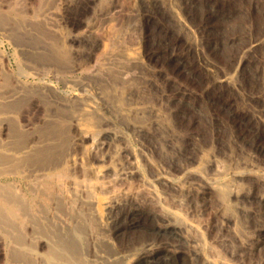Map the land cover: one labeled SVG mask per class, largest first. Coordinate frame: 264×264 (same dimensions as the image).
<instances>
[{
  "label": "bare ground",
  "instance_id": "6f19581e",
  "mask_svg": "<svg viewBox=\"0 0 264 264\" xmlns=\"http://www.w3.org/2000/svg\"><path fill=\"white\" fill-rule=\"evenodd\" d=\"M56 1L39 0L38 7H34V10L32 8V12H25L24 8H20L16 4L9 5L5 11L2 8V11L0 10V28L6 32L7 36L17 46L15 47L18 54L17 72L10 73L4 78V84L9 86L10 91L1 92L0 89V135L1 132L3 135L5 134V128L7 132L5 139L1 140L2 137L0 136V236L5 237L11 243V246H7L10 248L6 252L10 254L9 257L12 262L14 261L17 264H174L177 258V264H179L180 258L188 255V253H184L183 256V251L187 250V252L194 253L195 257L204 258L206 263L225 264L221 257L220 260H217L213 256L203 253L201 244L204 236L198 232L197 227L191 223L179 225V222H175L176 219H173L170 211L163 213L164 218L161 215L164 220L161 219L163 225L154 226L157 233L160 235L168 233L173 238L177 237L179 240H184L190 249L172 250L169 248L173 245L168 248H159V246L155 247L148 243L138 252L131 253V251L130 253H122V255H119L117 251V254L113 253L112 244L123 230H133L135 232V229H139L142 220H151L150 217L153 216L148 212L145 213L141 207L142 204H137L138 202L131 204V206L128 205L130 207L127 210H122L126 204L124 203L125 200L123 202V197H118L119 195L97 199L98 197L91 194L87 200L83 198L87 202L81 201L80 198L83 195L79 199L76 197L75 186H80L78 181L80 173L77 176V182L79 183L77 184L74 171L78 170L77 166L80 164L76 161H70V147H72L70 142H73L72 144H76V146L77 144L82 146L84 142L90 141L98 152L102 153V150H107L106 153L102 154L96 151L95 156L100 155L95 158L97 164L113 162L117 165L116 167L109 165L103 170H99L102 169L101 166H97L99 168L97 169L96 166L84 167L81 164L82 166L79 167H82V178L80 179L83 180H81L82 186L80 187L86 189L84 191L80 189L84 192L83 194L86 191H88V194L92 193L96 188L95 181L100 178H108L110 182L113 180L119 183L130 180L146 186L145 188L149 194L147 199L152 204L155 203V206L157 204L158 209H160L158 199L162 194H164L162 195L164 196L163 199L168 200L170 204L176 207L178 205L193 207L194 205L193 210L194 208L195 210H192L190 216L199 215L202 210L212 211L214 205L211 203V196H214L216 199L215 208H218V210L225 208L224 213L221 211L223 213L221 215L226 217V227L224 226L225 223L223 224L226 230L223 233H232V240L229 237L227 238V234L221 232L223 235L221 233L216 235L212 234V231L211 234L208 232V239H211L210 243H214L215 247H221L233 260L245 262L246 264H264V253L262 256L260 255L261 257H257L264 251V172L257 166L259 164L255 162L256 157L254 158V155L257 156V160L258 156L264 158V148L259 142V128L261 126L264 128V59L261 62L258 57H256L257 60L254 59V54L264 51V28H261L262 31L255 33V35L251 33L252 31H248L249 35H252L238 49V55L231 65L229 64V70L219 72V69L211 60V56L207 54L206 46L208 45L207 47L213 49L216 54L223 50L220 46L218 47V41L216 40L218 38H215L216 24H213V22L216 21L217 17L222 20V17H226L225 15L228 13L226 14L224 11L225 14H219V10L217 11L210 2H206L207 20L203 27L206 36L203 38V36L199 37L197 30L187 21L185 14L181 13V5H187L186 7L189 9L195 6L194 9L196 10L197 6L203 3L202 0H199L200 2H197L198 0H83L86 4L84 7L88 10L85 13L86 16L90 13L89 8L96 3L91 18L95 17L98 28H95L96 26L94 27L92 23L89 24L91 19L90 21L86 19L85 30L77 33V35L67 37L56 34L58 31H54V33L49 26L48 20H53L51 16L55 14L54 10L57 9V7L52 8L50 4ZM66 1H70L68 4L70 7L73 5L72 3L77 2V0ZM259 1L257 2L259 3ZM140 4L146 5L145 12L147 14L140 12V9H138L142 7H140ZM257 4L253 3L252 8L260 12L261 9H258ZM150 5L166 13L171 23L170 26L172 25V31L176 32L177 30L176 33L180 35L185 43L184 50L188 54L191 52L198 56L203 72L208 74L207 77L211 79L210 86L213 84V86L227 87L231 92L230 96L233 98H231V103L236 106L237 110H235L237 113L240 111L241 115L233 112L228 105L224 106L223 104L216 108L215 100L208 95L209 93H206L209 91L208 88V91L203 90L206 92H202L200 93L202 95L196 97L192 95L193 93L185 92L184 87L177 89L179 83L176 85L168 78V74L166 75L168 71L166 72L164 67L170 62H175L184 68L187 65V59L183 58L184 54V56L176 55L173 51L174 46L170 49H163L162 47L157 51L156 49L151 50V52L148 51L146 55L149 61L159 65V68L160 65L163 66V68L161 67L162 71L159 68H156L159 70H155L154 66H151L154 70H151L152 75L149 74L148 70L150 69L147 68L142 53L134 47L135 43L133 44V42L135 41L132 42V40L136 38L133 29L135 30L137 27L135 25L139 17L142 21L145 20L148 25L152 23V12L148 10ZM54 6H57V4ZM216 6L218 7V5ZM52 9H54V12L51 11ZM242 11L245 10L242 9ZM114 15H117V18L127 15L128 17L125 18V16L124 18L128 20L123 21V18L122 22L118 23L117 21L122 17L116 20ZM174 27L175 29H173ZM155 30L159 31L160 29L156 26ZM238 30L240 29L238 28ZM245 34L243 35L245 36ZM219 38H222V36ZM233 39L236 40V37ZM225 40L228 39L225 38ZM80 41L83 47L77 45ZM154 43L156 42L154 41ZM230 43L235 42L231 39ZM225 47L223 48L226 49ZM259 62L260 64L263 63L260 71ZM252 65H255L258 75L257 73L252 74H255V77L258 76L261 83L257 82L256 79L255 81L263 87L262 92H260L261 89L259 92L252 93L243 91L241 82H243L245 70L250 71V66L253 69ZM180 66L177 67L180 68ZM44 74L53 75L55 81H61L60 83H63L65 87L70 85L75 92H59L60 90H56V87L53 88L51 82L41 81ZM26 77L34 78L36 81L27 82ZM175 85L176 89L173 90ZM254 85L256 86V84ZM153 88L157 92H155V95H150ZM32 106L36 108L39 106L41 114L38 116L37 112L36 117H33L36 123L32 124V128L31 124L26 125L28 129L32 130L31 134H28L18 124L17 116L19 117L22 112H27L28 109L29 114ZM186 107L189 111L191 110L200 116V119L201 117L205 118L206 122H204L211 127L209 128L213 141L214 139L219 140L221 131L225 132L224 129H227L220 120V114L229 116L231 123L234 121L233 119L238 121L239 123L236 122V125L240 127L243 125L247 129L245 132L249 135L251 133L253 138L247 140L250 139L251 135L249 136L245 132L235 136L234 132L231 131V127V130H226V135L229 137V142L231 141L229 147L235 151L234 154L225 155L223 153L224 156L220 157V155L218 156L220 152L217 154L218 151H211V149L205 147L206 149L201 151L194 159L192 158L189 164L186 162V167L182 168L180 164L182 169L179 172V177L176 176L177 174L155 167L157 170L152 176L150 175L151 178H145L141 174L142 163L154 165V162L147 152L136 154L131 151L132 139L140 134L150 136L152 141L154 140L158 144V149L160 147L164 151L163 155L170 157L172 153L177 152L179 144L177 126L172 122L174 119L188 121L189 114ZM32 110L35 111L36 109L33 108ZM226 111L231 113L228 112V114ZM35 113L33 112V114ZM31 116L27 115L26 117L30 119L28 117ZM200 119L197 118L196 121L191 122L194 129L200 123ZM228 127H230L229 123ZM72 130L76 132L77 136L73 134L76 138L72 135L70 137ZM247 135L249 137L246 140L251 145L250 150L254 154L251 153L250 156L241 150ZM195 137L193 132L186 138L190 142ZM140 138L142 137L140 136ZM114 142L119 144V147L117 145L116 148L123 157L122 161H114L112 159L114 156L109 152L110 149L115 148ZM229 142H227V145ZM164 149H167V151ZM170 152H172L171 155ZM235 153L238 156L234 157ZM168 157L165 158L168 159ZM173 158L177 161L176 157ZM75 160L77 159L75 158ZM80 163H83V161ZM70 165L77 170H72L69 167ZM155 185L160 190L159 192L158 189L155 190ZM71 188H75L74 191H71ZM179 190L185 193L182 197L175 194ZM182 192L179 191L180 194ZM84 197L86 198V196ZM131 201L133 202V200ZM215 208L213 212L217 211ZM121 210L122 212H120ZM162 211L164 210L162 209ZM160 212L158 211L159 215ZM182 221L181 223H185V221ZM222 221L219 224L224 222ZM159 223L161 222L159 221ZM29 229L31 235L28 233ZM27 234H29V238ZM232 236L236 237V243H234ZM43 239H46L47 249L43 257L39 256L40 259H38L31 251L33 245H35L34 242H41ZM27 240L31 241L28 246ZM214 244H211V246ZM217 253H214L215 256H218ZM219 254H222V252ZM251 254L257 255L258 262L249 260ZM7 260V262L10 261L8 258Z\"/></svg>",
  "mask_w": 264,
  "mask_h": 264
},
{
  "label": "rangeland",
  "instance_id": "374dc122",
  "mask_svg": "<svg viewBox=\"0 0 264 264\" xmlns=\"http://www.w3.org/2000/svg\"><path fill=\"white\" fill-rule=\"evenodd\" d=\"M11 1V2H10ZM32 1V2H31ZM39 0H0V10H1V8H2V10L3 11H5L6 9H7V7L10 5H17L18 7L20 6V8H24L25 10V12L27 11V12H32L35 8H37L38 7V5H39V2H38ZM58 1V2H57ZM55 3L54 2H52L50 5H52V8H56L57 7V9H52L51 11H53L55 14H53L51 17H52V19L53 20H48V22L50 23V28L52 29V31L54 32V31H58V32H56V34H61V35H64V36H74V35H77V33H79V32H82L83 30H85L86 29V26L85 25H87L86 23H87V21H86V19L87 20H89L90 21V19H91V22L89 23L90 25H91V23H92V25L94 24V27L95 28H98V24L96 25V21L97 20H95V17L93 16L92 18H91V13H92V10H93V8L95 7V5H96V3H95V5H93L92 7H91V5H90V7L92 8H89V14L86 16L85 15V13H86V11H88L87 9H86V7H84V6H86V4L84 3V1L83 0H77V2H74V3H72L73 5L70 7V6H68V4H69V2H67L66 0H57ZM184 1V0H183ZM182 1V2H183ZM195 1V0H194ZM197 1V0H196ZM226 1V2H225ZM230 1V2H229ZM253 1V2H252ZM258 0H202L201 2H203L201 5H198L197 6V8H196V10L194 9V7L195 6H193V7H191L190 9L188 8V7H186L187 5H181L182 7H181V13L185 16V18L186 19H188L187 21L193 26V28H195V30H197V32H198V35H199V37L201 36H203V38H205V30L203 29V27H204V24H205V22H206V20H207V14H206V12L208 11V9H207V6H206V2H210L212 5H213V7L214 8H216V10L219 12V14H221V13H224L225 14V12H226V14L227 15H225L226 17H222V20H221V18H218L217 17V19H216V21H214L213 22V24H216L215 25V38H218V39H216L218 42V47L220 46L223 50H221V48H220V50H221V52L219 53V54H216L214 51H213V49L211 50L209 47H207L206 46V50H207V54H209V56H211V60L213 61V63L217 66V68L219 69H217L219 72H222V71H227V70H229V68H230V65H231V63H232V61L237 57V55H238V52H239V50L238 49H240V47L246 42V40L248 39V37L249 36H251L252 34H254L255 35V33H258L259 31H262V29L264 28V0H260L259 1V3L257 2ZM63 2V3H62ZM197 2H200L199 0L197 1ZM243 2V3H242ZM250 2H252V3H250ZM5 3H7V4H5ZM22 3V4H21ZM237 3H239V4H237ZM253 3H255V4H257V7H259L258 9H261L260 10V12H257V11H255L254 9L255 8H252L254 5H253ZM22 5V7H21V5ZM57 4V6H54V5H56ZM204 4V5H203ZM23 5H25V6H23ZM50 5H49V7H50ZM216 5H218V7H219V9H218V7L216 6ZM223 5V7H221ZM263 5V6H262ZM32 6V7H31ZM138 6H139V4H138ZM142 6V7H141ZM156 6V5H155ZM184 6V7H183ZM250 6V7H249ZM29 7V8H28ZM35 7V8H34ZM68 7V8H67ZM79 7V8H78ZM80 7H82V8H80ZM140 7L142 8H138V9H140V12L142 13V14H147V12H145L146 11V5H141L140 4ZM153 7V8H152ZM201 7H202V9H201ZM243 7V8H242ZM260 7H262V8H260ZM27 8V9H26ZM32 8H33V10H32ZM60 8V9H59ZM73 8V10H71ZM78 8V9H77ZM185 8V9H184ZM188 8V9H187ZM244 9L245 11L243 12L242 11V9ZM63 9V10H62ZM153 9V10H152ZM192 9V10H191ZM206 9V10H205ZM221 9V10H220ZM235 9V10H234ZM1 10V11H2ZM32 10V11H31ZM77 12H76V11ZM148 10H151V15H152V18H151V22L152 23H150V25H148L146 22H145V20H143L142 21V19H141V17H139V20L137 21V23H136V25H135V27L138 29H136L135 28V30L133 29V32H134V36L136 37L135 38V40L133 39L132 40V42L133 41H135V42H133V44L135 43V46L134 47H136V48H138L139 49V51H140V53H142L141 55L143 56V58H144V61H145V64L148 66L147 68H149L150 70H148L149 71V74H151L152 72H151V70H161L162 71V68H163V66H161L160 65V68H159V65H157V64H154L152 61L150 62L149 61V59H148V56L146 55L147 53H148V51L149 52H151V50L153 51V50H155L156 49V51L157 50H159V49H162V47H163V49H170L171 47H173L174 49H173V51H174V53H176V55H182V56H184L183 58H185V59H187L186 61H187V65H185V67L183 68V67H181L180 66V64H178V63H175V62H170L171 63V65H169V64H167L165 67H164V69H165V71L167 72L166 73V75L168 76V78L169 79H171L176 85H177V89H180L181 87L183 88V90L185 91V92H188V93H190V94H192L194 97H196V96H199V95H202V94H200V93H202V92H206V91H208V89H209V91L208 92H206L211 98H213V100H215L214 102H215V107L216 108H218V106H220V105H223L224 104V106L226 105H228L229 107H230V109L231 110H233V112H236L237 113V109H236V106L235 105H233L231 102H232V96H230L231 95V92L228 90V88L226 87L225 88V86H213V84L210 86V84H211V79L209 78V77H207V76H209L208 74H206V73H204L203 72V70H202V68H201V66H200V62H199V59H198V56L195 54V53H191V52H189V54H188V52H186L184 49H185V43H184V41L182 40V38L180 37V35H178L176 32H177V30H176V32L173 30L172 31V25L170 26V21L168 20V16L166 15V13L163 11L162 12V10L161 9H157L156 7H154V6H151L150 5V9L148 8ZM161 10V11H160ZM184 10V11H183ZM188 12H187V11ZM194 10V11H193ZM203 10V11H202ZM223 10V11H222ZM263 10V11H262ZM84 11V12H83ZM154 11V12H153ZM158 11V12H157ZM225 11V12H224ZM238 11V12H237ZM262 11V12H261ZM52 12V13H53ZM73 12V13H72ZM82 12V13H81ZM156 12V13H155ZM183 12H185V13H183ZM187 12V13H186ZM191 12H193V13H191ZM231 12V13H230ZM242 14H241V13ZM76 13V14H75ZM155 13V14H154ZM244 13V14H243ZM258 13H260V14H258ZM69 14V15H68ZM142 14H140L141 16H142ZM162 14V15H161ZM164 14V15H163ZM188 14H189V16H188ZM263 14V15H262ZM55 15H56V17H55ZM75 15V16H74ZM166 15V17H164ZM61 16V17H60ZM115 16V15H114ZM117 16V15H116ZM115 16V19L117 20V19H119V18H121V19H119L117 22L118 23H120V22H122V20H123V18L125 17V18H127L128 16L127 15H124V16H119V18H117ZM244 16V17H243ZM90 17V18H89ZM220 17V16H219ZM231 17V18H230ZM262 17H263V19H262ZM124 18V20L123 21H125L126 19ZM167 18V19H166ZM223 18H224V20H223ZM229 18V19H228ZM226 19H228V20H226ZM93 20V21H92ZM128 20V19H127ZM126 20V21H127ZM88 21V22H89ZM155 21V22H154ZM220 21V22H219ZM53 22V23H52ZM94 22V23H93ZM223 22H224V24H223ZM52 23V24H51ZM139 24V25H138ZM144 24V25H143ZM158 24V25H157ZM233 24V25H232ZM249 24V25H248ZM224 25V26H223ZM227 25H229V26H227ZM243 25V26H242ZM59 26V27H58ZM138 26H140L139 28H138ZM145 26V27H144ZM156 26H158L159 27V29L162 31H156L155 30V28H156ZM202 26V27H201ZM214 26V25H213ZM222 26V27H221ZM235 26V27H234ZM240 26V27H239ZM252 28H251V27ZM255 26V27H254ZM93 27V28H94ZM234 27V28H233ZM244 27V28H243ZM249 27H250V29H249ZM259 27V28H258ZM101 28V27H100ZM154 28V29H153ZM230 28V29H229ZM238 28L240 29V30H238ZM262 28V29H261ZM55 29V30H54ZM80 29V30H79ZM169 29V30H168ZM173 29H175V27L173 28ZM233 29V30H232ZM249 29V30H248ZM147 30V31H146ZM151 30V31H150ZM217 30V31H216ZM244 30H245V33L247 34H245L244 33ZM254 30H256L255 32H254ZM3 31V32H2ZM224 31V32H223ZM240 31H241V33H240ZM248 31H252L251 33V35H249L250 33H248ZM67 32V33H66ZM169 32V33H168ZM55 33V32H54ZM156 33V34H155ZM164 33H165V35H164ZM238 33V34H237ZM240 33V34H239ZM152 34V35H151ZM163 34V35H162ZM218 34V35H217ZM243 34H245V36L243 35ZM150 35V36H149ZM227 37H226V36ZM157 36V37H156ZM173 36V37H172ZM222 36V38H219V37H221ZM231 36H232V38H231ZM242 36V37H241ZM244 36V37H243ZM139 37H141V38H139ZM150 37H151V41H150ZM166 37V38H165ZM234 37H236V40L235 39H233ZM239 39H238V38ZM139 38V39H138ZM144 38V39H143ZM174 38V39H173ZM224 38V39H223ZM225 38L226 39H228V40H225ZM223 41H222V40ZM234 40V42L235 43H230V40ZM162 40H163V43H162ZM177 40V41H176ZM221 40V41H220ZM245 40V41H244ZM68 41V40H67ZM153 41V42H152ZM154 41L156 42V43H154ZM174 41H176V42H174ZM219 41H220V43H219ZM69 42V41H68ZM140 42V43H139ZM149 42H151V43H149ZM222 42V43H221ZM12 43V44H11ZM81 43V41L79 42V44H77L78 46L80 45V46H82V43ZM140 44L141 45V47H140V45H138V44ZM154 43V44H153ZM169 43V44H168ZM226 43H227V46H226ZM229 43V44H228ZM151 44H153V45H151ZM208 44V43H207ZM233 44V45H232ZM145 45V46H144ZM151 45V46H150ZM170 45V46H169ZM226 47H225V46ZM230 45V46H229ZM239 47H238V46ZM13 46H14V48H13ZM16 45L13 43V41H12V39H10L9 38V36H7V34H6V32H4V30L3 29H1L0 28V73L2 72V74H0V89H1V92H9L10 90V88H8L9 86H5V81H4V78L6 77V76H8L10 73L12 74H14V72L16 73L17 72V65H16V63L18 62V54H17V50H16V47H15ZM154 46V47H153ZM158 46V47H157ZM83 47V46H82ZM223 47H225L226 49H224ZM154 48V49H153ZM144 49V50H143ZM238 50V51H237ZM235 51V52H234ZM183 52V53H182ZM179 53V54H178ZM182 53V54H181ZM184 54V55H183ZM187 54V55H186ZM259 56H258V55ZM195 55H196V57H195ZM217 55V56H216ZM261 55V56H260ZM13 57V58H12ZM167 57V56H166ZM253 57V56H252ZM256 57H258L259 58V60H260V62H261V60H263L264 59V51H262V52H258V53H256V55L254 54V59H256L257 60V58ZM260 57H261V59H260ZM263 57V58H262ZM194 58V59H193ZM215 58V59H214ZM253 59V58H252ZM196 60H198V61H196ZM215 60V61H214ZM227 60V61H226ZM189 61V62H188ZM192 64H191V63ZM196 62V63H195ZM258 62V61H257ZM260 62H259V64H258V66H259V71H260V69H261V67H262V65L261 64H263V63H261L260 64ZM151 63V64H150ZM230 64V65H229ZM251 64H252V62H251ZM251 64H249V65H251ZM183 65V64H182ZM261 65V66H260ZM154 68H152V67ZM158 66V67H157ZM175 66V67H174ZM177 66H180V68L179 67H177ZM196 67V68H194L193 69V67ZM224 66V67H223ZM257 66V65H256ZM162 67V68H161ZM177 67V68H176ZM200 67V68H199ZM252 67H254L253 69L251 68V66H250V71L249 70H245L244 72H245V74H244V78L242 79L243 80V82H245V83H243V82H241V84H242V87H243V91L244 92H246V93H252V92H259L260 91V89H261V91L260 92H262L263 91V87L262 86H260V80L258 79V73L256 72V67H255V65H252ZM2 68V69H1ZM156 68H159V69H156ZM198 68V69H197ZM4 69V70H3ZM177 69V70H176ZM181 69V70H180ZM201 69V70H200ZM201 72H200V71ZM221 70V71H220ZM255 70V71H254ZM192 71H193V73H192ZM178 72V73H177ZM189 74H188V73ZM195 72V73H194ZM243 72V73H244ZM4 73V74H3ZM172 73V74H171ZM197 73H198V75H197ZM247 73V74H246ZM251 73V74H250ZM252 73H257V75H256V77H255V74H252ZM174 74V75H173ZM188 74V75H187ZM205 74V75H204ZM1 75H2V77H1ZM3 75H4V77H3ZM45 75V76H44ZM43 75V77H41V81H45V82H51L50 84L53 86V88L54 87H56L55 89L56 90H60L59 92H75V90H73L72 88H71V86L69 85V86H67V87H65L64 86V84L63 83H60L61 81H59V80H56L55 81V79H54V77H53V75L51 76L50 74H44ZM152 75V74H151ZM169 75H171V76H169ZM194 77H193V76ZM246 75V76H245ZM250 75H252V76H250ZM176 76V77H175ZM185 76V77H184ZM196 76V77H195ZM205 76V77H204ZM254 76V77H253ZM173 77V78H172ZM185 78H187L186 80H185ZM191 78H192V80H191ZM195 78V79H194ZM206 78V79H205ZM246 78V79H245ZM3 79V80H2ZM175 79V80H174ZM203 81H202V80ZM208 79V80H207ZM255 79L257 80V82H260V83H257L256 81H255ZM25 80L27 81V82H35L36 81V79H34V78H25ZM24 79H23V81L24 82H26ZM180 80V81H179ZM196 80H198V81H196ZM210 80V81H209ZM259 80V81H258ZM37 81H39L38 79H37ZM176 81V82H175ZM205 81V82H204ZM2 82V83H1ZM181 82V83H180ZM184 83V84H183ZM186 83V84H185ZM202 83H204V84H202ZM210 83V84H209ZM72 84V83H71ZM182 84V85H181ZM201 84H202V86H201ZM208 84V85H207ZM254 84H256V86L254 85ZM1 85H3V86H1ZM176 85L175 86H173L172 88H173V90H175L176 88ZM184 85V86H183ZM180 86V87H179ZM257 86H258V88H257ZM197 87V88H196ZM206 87V88H205ZM181 88V89H182ZM208 88V89H207ZM213 88V89H212ZM5 89V90H4ZM69 89V90H68ZM215 89V90H214ZM221 89V90H220ZM62 90V91H61ZM187 90V91H186ZM202 90V91H201ZM203 90H206V91H203ZM217 90H218V92H217ZM251 90V91H250ZM137 91V90H136ZM12 92V91H11ZM138 92V91H137ZM153 92V93H152ZM152 92H150L151 94L150 95H155V92H157L156 91V89L155 88H153L152 89ZM214 92V94H212ZM229 92V93H228ZM134 93V95H136L135 94V92H133ZM226 93H228V94H226ZM213 95H215V96H213ZM219 95V96H218ZM234 96V95H233ZM230 97V98H229ZM232 98V99H231ZM225 102H224V101ZM230 102V103H229ZM227 103V104H226ZM218 104V105H217ZM233 105V106H232ZM33 107V106H32ZM30 108V113L28 114V112H29V109H28V111L27 112H22V114H20L19 115V117L17 116V120H18V124L20 125V127L23 129V130H26L27 131V133L28 134H31L30 132L32 131L31 129H28L27 127L28 126H26L27 124H31V128H32V124L33 123H36V121H34L33 119H35V118H33V117H36V115H37V112H38V116L41 114V108L38 106L37 108L36 107H33V108H35L36 110L34 111V110H32L33 108ZM232 107H233V109H232ZM236 109V110H235ZM240 109V108H239ZM38 110V111H37ZM186 110L188 111V114H189V119H188V121L187 120H184V121H182V120H178V119H172L173 120V122H172V120H171V122L175 125V126H177V140H178V142H179V144H178V142H177V144H178V146H177V152L176 153H172V152H170L169 154L171 155V153H172V158H170V157H168L167 155L165 156V155H163L164 154V151H162L161 149H160V147H159V149H158V144H156V142L153 140L152 141V137L150 138V136H146V135H144V134H140V135H138L137 137H134L135 138V140H133L132 139V141H131V146H132V149H131V151L133 152V153H136V154H138L139 152H141V153H145V152H147V154L148 155H150V157H152V159H153V162H154V165H150V164H144V162L142 163V167H141V174L146 178L147 177V179H149V177L151 178V176H152V174L154 173V172H156V168H161V169H164V170H166V171H169V172H171L172 174H177L176 176L177 177H179L180 176V174H179V172H180V170L182 169V168H184V167H186V165L187 164H189V162L192 160V158L194 159L198 154H200V152L201 151H203L204 149H211V151L213 150V151H218V152H216L217 154L220 152H222L221 154L219 153L218 154V156L220 155V157H222V156H224V154L225 155H231L232 153L234 154V150L233 149H231L229 146H231L230 145V143H231V141L229 142V137H228V135H226V130L228 129V130H231V127H232V130L231 131H233L234 133V135L236 136V135H241L243 132H245L247 129H245V127L242 125L241 127L240 126H238V125H236V122L237 123H239L238 121H235V119H233L232 121V123H231V121H230V117L229 116H227L226 114H220V120L222 121V123L225 125V127L227 128L226 130L224 129V131L225 132H222L221 131V133H220V135H219V140L217 139V140H215L214 139V141L212 140V137H211V133H210V126H208V124H206L205 122H206V120H205V118L204 117H201V119H200V116H198L197 114H195V113H193L191 110L189 111V109L186 107ZM235 110V111H234ZM212 111V110H211ZM215 111V110H214ZM33 112L35 113V114H33ZM227 113L229 112V111H226ZM190 113H191V115H190ZM229 113H231V112H229ZM228 113V114H229ZM241 112L240 111H238V113L237 114H240ZM26 114V116L28 115V116H30V115H32L31 117H32V119H31V117H28V118H30V119H27V117L26 116H24ZM195 114V115H194ZM34 115V116H33ZM241 115V114H240ZM22 116V117H21ZM191 116V117H190ZM24 117H26V118H24ZM195 117V118H194ZM197 118H199L200 119V123L196 126V128L194 129L192 126H191V122L192 121H194L195 119H197ZM192 119V120H191ZM203 119V120H202ZM20 120V121H19ZM32 120V121H31ZM176 120V121H175ZM26 121V122H25ZM31 121V122H30ZM196 121V120H195ZM202 121H203V123L205 124H203L202 123ZM205 121V122H204ZM22 122V123H21ZM24 122V123H23ZM29 122V123H28ZM181 122V123H180ZM189 122V123H188ZM230 124V127H228V123ZM184 125H183V124ZM105 124V123H104ZM103 124V125H104ZM202 126V127H201ZM5 127V126H4ZM201 127V128H200ZM205 127V128H204ZM210 127V128H209ZM230 128V129H229ZM263 127L261 126L260 128H259V136H260V143L263 145V148H264V128L262 129ZM202 129V130H201ZM208 129V130H207ZM245 129V130H244ZM206 130V131H205ZM227 130V131H228ZM4 133L6 134L7 132H6V128L4 129ZM25 131V132H26ZM73 132H74V130H72ZM71 131V134H70V137H71V135H72V137H75V135L77 136V134H75L76 132H72ZM187 131V132H186ZM237 131V132H236ZM194 132V134H195V138H193L190 142L189 141H187V136L189 135V134H192ZM204 132V133H203ZM207 132V133H206ZM242 132V133H241ZM185 133V134H184ZM188 133V134H187ZM198 135H197V134ZM225 133V134H224ZM237 133V134H236ZM247 132H245V134H246ZM262 133V134H261ZM5 134L3 135L2 134V132H1V137H2V139H1V137H0V139L1 140H3V139H5L6 138V136H7V134H6V136H5ZM73 134H75V135H73ZM181 134V135H180ZM205 134V135H204ZM222 134V135H221ZM227 134H229V132H227ZM248 135H249V133H247ZM187 135V136H186ZM202 135V136H201ZM210 135V136H209ZM246 136L245 137V139L244 140H246L250 135H251V133H250V135L249 136ZM98 136V135H97ZM140 136L142 137V138H140ZM199 136V137H198ZM207 136H208V138H207ZM183 137V138H182ZM76 138V137H75ZM144 138V139H143ZM181 138H182V140H181ZM203 138V139H202ZM207 138V139H206ZM220 138H221V140H220ZM250 139H247V140H251L252 138H253V136L251 135V137H249ZM227 139V140H226ZM71 140H72V138H71ZM204 140H206V141H204ZM225 140V141H224ZM245 141L244 142V144L246 145H244L243 144V147H242V152L243 153H246V154H248V156H250V155H252L253 153H252V150H250L251 149V145L249 144V142L248 141ZM182 141V142H181ZM204 141V142H203ZM213 141V142H212ZM216 141V142H215ZM218 141V142H217ZM185 142V143H184ZM226 142V143H225ZM227 142H229L228 143V145H227ZM246 142H247V144H246ZM73 142H70V144H71V146L72 147H70V161H72V162H77V163H79L78 165L79 166H84V167H90V166H92V167H95L96 166V168H97V166L98 167H102V169H99V168H97V169H99V170H103V168H106V167H108L109 165H112V167H116V165L117 164H115V163H113V162H106V163H100V165H99V163L97 164L96 162H95V158H96V156L98 155V156H100L99 154H102V153H106L107 152V150H102L101 152L102 153H100V152H98V150H96V149H94V145L90 142V141H87V142H84L83 143V145L82 146H79V144H77V146H76V144H72ZM115 144V148L114 149H110L109 150V152L111 153V155H113L114 156V158H112L114 161H116L117 162V160H121L122 161V156L120 155V153H119V150H117V148H116V146L118 145V147H119V144H116V142H114ZM155 143V144H154ZM203 143V144H202ZM186 144V145H185ZM221 144V145H220ZM225 145V146H224ZM249 145H250V147H249ZM153 146V147H152ZM180 146V147H179ZM182 146H183V148H182ZM225 148H224V147ZM179 147V148H178ZM206 147V148H205ZM227 147V148H226ZM73 148V149H72ZM165 148V147H164ZM203 148V149H202ZM237 148V147H236ZM245 148V149H244ZM246 148H248L247 150H246ZM88 149V150H87ZM92 149H94L93 151H92ZM116 149V150H115ZM119 149V148H118ZM176 149V148H175ZM183 149V150H182ZM201 149V150H200ZM217 149V150H216ZM137 150V151H136ZM164 150H166L167 151V149H164ZM221 150V151H220ZM226 152H225V151ZM244 150H246V151H244ZM78 153H77V152ZM99 153V154H97L96 156H95V154L97 153V152ZM100 151V150H99ZM104 151V152H103ZM185 151H186V153H185ZM233 151V152H232ZM83 152H84V154H83ZM163 152V153H162ZM229 152H231L230 154H227V153H229ZM249 152V153H248ZM158 153V154H157ZM168 153V152H167ZM224 153V154H223ZM252 153V154H251ZM90 154V155H89ZM166 154V153H165ZM237 154L235 153V155H234V157L236 156ZM254 155V154H253ZM72 156V157H71ZM167 158L168 157V159H166L165 157ZM238 156V155H237ZM173 157H176L177 159V161H175V159L173 158ZM181 157V158H180ZM256 157V158H255ZM75 158L77 159V160H75ZM254 158L256 159L255 160V162L257 163V164H259V165H257L259 168H260V170L261 171H263L264 172V161H263V159L264 158H261V157H259L258 156V160H257V156H255L254 155ZM74 159V160H73ZM170 159H172V160H170ZM181 161H180V160ZM186 159H187V161H186ZM237 159V158H236ZM157 160V161H156ZM160 160V161H159ZM163 160H164V162H163ZM179 160V161H178ZM81 161H83V163H80ZM163 163H162V162ZM168 161V162H167ZM185 161V162H184ZM263 161V162H262ZM156 162V163H155ZM179 162V163H178ZM186 162H187V164H186ZM160 165H159V164ZM184 163V164H183ZM82 164V165H81ZM90 164H92V165H90ZM163 164V165H162ZM180 164L182 165V168H181V166H180ZM262 164V165H261ZM87 165H89V166H87ZM147 165H149V166H147ZM157 165V166H156ZM162 165V166H161ZM79 166H77V169L78 170H80L79 172H78V170L77 169H75L74 167L72 168V166L70 165L69 167L72 169V170H77L76 172L74 171V173H76V182H77V176L79 175V173H80V175H79V178H78V181H79V183H80V186H82V181L81 180H83V179H80V178H82V176H81V172H82V167H79ZM84 167H83V169H84ZM156 167V168H155ZM81 168V169H80ZM151 169V170H150ZM145 171H146V173H145ZM151 173V174H150ZM151 175V176H150ZM91 177H93V176H91ZM91 177H89L90 179H93V178H91ZM89 178H86V179H89ZM80 179V180H79ZM105 179V180H104ZM100 178V179H97L96 181L95 180H92V181H95V183H96V191H95V189H94V191L92 192V193H90V194H88V191H86L85 192V194H83L84 192H82V191H84V189L85 188H81L80 186L78 187V186H75L76 187V189L75 188H71V191H74V189H75V194H77L76 195V197L79 199L80 198V196H82L80 199H81V201L83 202V201H85V202H87L86 200L89 198V196L92 194V196H94V197H98L97 199H101V198H107V197H115L116 195H119L118 197H123L122 199H123V202H124V200H125V204H126V206L122 209V210H127L130 206H131V204H136L137 202V204H142L141 205V207H142V209H143V211L145 212V213H150V215L151 216H153V217H150L151 218V220H148L147 219V221L146 220H142L143 222H140V227H139V229H135L134 231L135 232H133V230H123V232L115 239V241L113 242V244H112V246H113V253H116V251H117V253L120 255H122V253L123 254H125V253H130L131 251V253H134V252H138L139 250H141V249H143V247L144 246H146L148 243H150L151 245H154L155 247H158L159 246V248L161 247V248H164V247H171L172 245V247L171 248H169V249H180L181 251H183L184 249H187V248H189L188 247V245L186 244V242H184V240H179L177 237H174L173 238V236H171V235H169L168 233L167 234H162V235H160V234H158L157 233V230L155 229L156 227H154V226H156V225H163V218L165 217V215L163 214V213H165V212H169L170 211V213L172 214V216H173V219L175 218L176 220H175V222H179L178 224L180 225H183V224H189V223H191V224H193L194 226H196L197 227V229H198V232L199 233H201V235L202 236H204V237H202V244H201V248H202V251H203V253H205L206 255H208V256H213L215 259H217V260H220V257H221V260L222 261H224L225 262V264H246L245 262L244 263H242V262H239V261H237V260H233V259H231V257L229 256V254H227V252H224L222 249H221V247H215L216 245L214 244V243H210V241H211V239H208V232H209V234H211L210 232H212V234H216V235H219L221 232L223 233V232H225V227H226V220H225V218L226 217H223L224 215H221V214H223L224 213V210H225V208L223 209V208H220V210H218V208H215L216 207V199H215V197L213 196H211V203H213V205L214 206H212L213 207V209H212V211L210 210V211H206V210H202V211H200V213H199V215H195V216H190L191 214V212H192V210H193V207H194V205H193V207L192 206H188V205H178L177 207L175 206V205H172V204H170L169 202H168V200H165V199H163L164 198V196H162V195H164V194H162L161 196H160V199L162 198L163 200H165V202H163V200L161 199H158V201H160L159 202V204H160V209H158V205L156 204V206H155V203H151L150 202V200H148L147 198H149L148 196H149V194H148V190L145 188L146 186H144L143 184H141V183H138V182H133V181H130V180H125V181H123V182H121V183H119V182H114L113 180L110 182V179H108V178ZM100 180V181H99ZM108 180V181H107ZM78 182H77V184H79ZM110 183V184H109ZM130 183V184H129ZM109 184V185H108ZM111 185V186H110ZM113 185H114V187H113ZM106 186V187H105ZM99 187V188H98ZM104 187H105V189H104ZM108 187V188H107ZM113 187V188H112ZM70 188V187H69ZM154 188H155V190H157L158 189V187L155 185L154 186ZM79 189V190H78ZM80 189H82V191L80 190ZM113 189V190H112ZM86 190V189H85ZM79 191V192H78ZM119 191V192H118ZM147 191V192H146ZM158 192L160 191L159 189L157 190ZM180 191V193L182 192V190H179ZM179 191L177 192V193H175L176 194V196H178V195H180L181 197L183 196V194H185L184 192H182V194H180L179 193ZM80 192H81V194H80ZM116 192V193H115ZM121 192V193H120ZM110 193V194H109ZM112 194V195H111ZM127 194V195H126ZM79 195V196H78ZM137 195V196H136ZM84 196H86V198L84 197ZM136 196V197H135ZM180 196H178V197H180ZM133 197V198H132ZM86 199V200H84V199ZM139 198V199H138ZM213 198H214V200H213ZM135 199V200H134ZM147 199V200H146ZM131 200H133V202L131 201ZM134 201H136V202H134ZM144 201V202H143ZM215 203V204H214ZM218 203V202H217ZM128 205H130V206H128ZM145 206V207H144ZM180 206V207H179ZM144 207V208H143ZM155 207V208H154ZM157 207V208H156ZM163 207V208H162ZM169 207V208H168ZM153 208V209H152ZM197 208H199V207H197ZM214 208H215V210H217V211H215V212H213L214 211ZM149 209V210H148ZM152 209V210H151ZM155 209V210H154ZM162 209L164 210V211H162ZM223 209V210H222ZM122 210L120 211V212H122ZM153 210H154V212H153ZM156 210H158L159 212H160V210H161V212H160V215L158 214V211H156ZM168 210V211H167ZM194 210H195V208H194ZM193 210V211H194ZM173 211V212H172ZM221 211H223V213L221 212ZM177 212V213H176ZM213 212V213H212ZM216 215H215V214ZM177 215V217H175L176 215ZM159 217H158V216ZM161 215H163V218H162V216ZM186 215V216H185ZM181 217V218H180ZM194 217V218H193ZM218 217H219V219H218ZM156 218V219H155ZM213 218H215V219H213ZM158 219V220H157ZM163 221H162V220ZM188 219V220H187ZM224 221H222V220ZM157 220V221H156ZM179 220H183V221H185V223H181V221H179ZM159 221L161 222V223H159ZM182 221V222H183ZM219 221V222H218ZM221 221L223 222L222 224H219V223H221ZM142 223V224H141ZM158 223V224H157ZM225 223V227H223V224ZM217 224V225H216ZM219 224V225H218ZM146 227H145V226ZM151 225V226H150ZM215 225V226H214ZM221 225V226H220ZM150 226V227H149ZM218 226V227H217ZM149 227V228H148ZM214 227V228H213ZM220 227V228H219ZM138 230V231H137ZM224 230V231H223ZM31 230L29 229V234L31 235V232H30ZM140 231H142V232H140ZM152 231V232H151ZM148 232H150V233H148ZM153 232H155V233H153ZM197 232V233H198ZM139 233V234H138ZM221 233V235H223V234H227V232L226 233H223L222 234ZM29 234H27V237L29 238L30 236H29ZM231 234L232 233H229V234H227L226 236H227V238L229 237V239L231 238ZM152 235V236H151ZM154 235V236H153ZM230 235V236H229ZM150 236V237H149ZM170 238H169V237ZM149 237V238H148ZM233 237V240H234V243H236V241H237V239H236V237H234V236H232ZM37 238V237H36ZM152 238V239H151ZM207 238V239H206ZM235 238V239H234ZM171 239V240H170ZM5 240V241H4ZM30 240V239H29ZM29 240H27L26 241V243H28L27 244V246L28 245H30L31 243V241H29ZM141 240V241H140ZM146 240V241H145ZM167 240V241H166ZM230 240H232V238L230 239ZM3 241V242H2ZM45 241H46V239H43V240H41V242H37V243H35L34 241V244L35 245H33V250L31 251V252H33V254H35V256H36V258H38V259H40V257L39 256H41V258L43 257V254H45V252H46V249H47V247H46V244L47 243H45ZM151 241V242H150ZM166 243H165V242ZM173 241V242H172ZM178 241V242H177ZM155 242V243H154ZM30 243V244H29ZM176 245H175V244ZM178 243V244H177ZM7 244V245H6ZM139 244V245H138ZM162 244V245H161ZM211 244H214V245H212L211 246ZM11 246V243H10V241L9 240H7L5 237L3 238V237H1L0 236V264H7V263H11L12 262V259L9 257V255L10 254H8L6 251H8L9 249L8 248H10V247H7V246ZM204 245H205V247H204ZM26 246V247H27ZM32 246V245H31ZM6 247H7V249H6ZM175 247V248H174ZM177 247V248H176ZM182 249H181V248ZM184 247V248H183ZM208 247V248H207ZM212 247V248H211ZM2 248V249H1ZM35 248V249H34ZM217 248V249H216ZM190 249V248H189ZM189 249H188V251H189ZM219 249V250H218ZM35 250V251H34ZM45 250V251H44ZM130 250V251H129ZM217 250V252H215ZM129 251V252H128ZM186 251V252H185ZM209 251V253H207ZM220 252H222V254H219ZM116 253V254H117ZM184 253H188V255H185ZM217 253V255L218 256H215V254ZM264 253V251H262L260 254H259V256H257L258 258L259 257H261L262 256V254ZM6 254H8V255H6ZM214 254V255H213ZM102 255H104L103 253H102ZM185 255V256H184ZM190 255V256H189ZM261 255V256H260ZM8 256V257H7ZM183 258L181 257L180 258V260L182 261H180L179 262V264H209V263H206L205 261V259L204 258H202V257H200V256H196L197 257V259H196V257H195V255H194V253H192L191 251H189V252H187V250H184L183 251ZM186 256H188L187 257V260H186ZM256 256H254V255H252L251 254V256H249V257H251L249 260H251L252 262H255V261H257L258 262V258H256ZM263 256H264V254H263ZM6 257V258H5ZM191 258V259H188V258ZM193 257V258H192ZM7 258L8 259H10V261L9 262H7L8 260H7ZM199 258V259H198ZM227 258V259H226ZM254 258V259H253ZM194 259V260H193ZM204 259V260H203ZM7 260V261H6ZM226 260V261H225ZM189 261V262H188ZM194 261V262H193ZM199 262V263H198ZM14 263V261L11 263V264H13ZM14 264H17L16 262L14 263ZM174 264H177V258H176V260H175V263Z\"/></svg>",
  "mask_w": 264,
  "mask_h": 264
}]
</instances>
